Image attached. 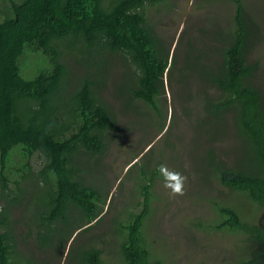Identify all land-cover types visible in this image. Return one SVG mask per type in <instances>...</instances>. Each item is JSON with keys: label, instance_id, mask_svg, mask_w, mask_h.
Listing matches in <instances>:
<instances>
[{"label": "trees", "instance_id": "1", "mask_svg": "<svg viewBox=\"0 0 264 264\" xmlns=\"http://www.w3.org/2000/svg\"><path fill=\"white\" fill-rule=\"evenodd\" d=\"M164 1L9 0L8 11L0 20V198L12 204L23 182L31 189L37 184L42 197L36 201L43 207H37L34 215L39 216L37 237L43 246L66 223L71 210L82 213L84 219L74 229L62 231L65 235L53 246L55 252L66 247L75 231L100 222L102 199L96 189L75 176L78 169L72 160L81 151L90 155L104 152L105 132L112 127V121L98 91L110 61H118L125 68L122 83L117 84L124 105L141 101L160 111L159 99L168 78L171 84L172 67L168 68L169 57L160 52L162 41L147 22L145 6ZM231 1L232 26L227 29V37H218L219 61L215 69L203 65L189 44V50H184V66L176 67L181 72L180 82L194 70L222 93L221 99L211 101L204 110L223 124L222 116L232 112L246 159L234 166L210 159L213 171L222 185L241 192L262 209L258 222H247L236 209L215 203L221 220L211 227L246 236L250 250L247 260L240 264H264V95L252 82L257 62L248 59L259 27L247 13L243 0ZM30 57H41L42 66L46 65L32 76L21 68V60ZM69 57L78 66L86 67L76 82L70 76L74 71L68 64ZM34 154L43 158L37 172H33L31 164ZM153 170L155 179L156 167ZM154 179L142 186L139 211L131 212L128 220L122 219L120 224L117 233L122 232L118 244L121 264H166L150 255L142 231L150 211ZM10 183L18 191L14 192ZM8 218L6 210L0 211V264H34L33 257H18L14 251ZM76 239H72L67 251V264H107L102 250L93 246H82L72 262Z\"/></svg>", "mask_w": 264, "mask_h": 264}, {"label": "rangeland", "instance_id": "2", "mask_svg": "<svg viewBox=\"0 0 264 264\" xmlns=\"http://www.w3.org/2000/svg\"><path fill=\"white\" fill-rule=\"evenodd\" d=\"M243 2L259 27L248 59L257 62L252 82L264 95V0ZM9 3L0 0V20ZM233 12L231 0H165L145 6L147 22L162 41L160 52L169 57L168 68L172 67L171 84L168 78L165 93L159 99L160 111L141 101L133 106L124 105L117 84L122 83L125 68L118 61H110L105 68L107 77L98 91L112 121V127L105 132L104 152L90 155L81 151L72 160L78 169L75 176L96 189L102 199L100 222L87 230H74L66 247L55 252L53 246L65 235L62 231L68 233L84 219L82 213L73 209L62 228L54 231L49 237L51 241L43 246L37 237L39 216H35V209L43 207L42 202L36 201H40L42 190L37 184L31 189L23 182L22 190L15 194L17 201L10 204L0 198V211L9 214L18 257H33L34 264H67V251L75 237L72 262L82 246H93L102 250V259L107 264H121L118 244L122 232H117L122 219L126 221L131 212L139 211L143 184L154 179L153 168L163 164L188 179L185 195L171 198L157 172L151 189L150 211L142 227L150 255L166 264H240L247 260L250 247L243 233L211 227L221 220L215 203L236 209L243 221L258 222L262 215V209L249 198L220 183L210 161L226 166L239 164L240 160L243 163L245 145L236 134L232 112L222 116L223 124L204 110L211 101L221 99L222 93L194 70L188 71L187 79L180 82L181 72L176 67L184 66V50L188 51L191 45L200 62L215 69L219 61V39L227 37ZM42 61L41 57L21 60V68L32 76L46 66H42ZM68 64L74 71L70 75L72 81H78L86 67L78 66L70 57ZM64 97L68 99L69 91ZM31 164L33 172H37L43 164L42 156L34 154ZM9 187L18 191L13 183Z\"/></svg>", "mask_w": 264, "mask_h": 264}, {"label": "clouds", "instance_id": "3", "mask_svg": "<svg viewBox=\"0 0 264 264\" xmlns=\"http://www.w3.org/2000/svg\"><path fill=\"white\" fill-rule=\"evenodd\" d=\"M157 172L163 180V187L168 191L171 198L185 195V185L188 179L186 176L163 164L157 167Z\"/></svg>", "mask_w": 264, "mask_h": 264}, {"label": "bare ground", "instance_id": "4", "mask_svg": "<svg viewBox=\"0 0 264 264\" xmlns=\"http://www.w3.org/2000/svg\"><path fill=\"white\" fill-rule=\"evenodd\" d=\"M264 66V65H263Z\"/></svg>", "mask_w": 264, "mask_h": 264}]
</instances>
